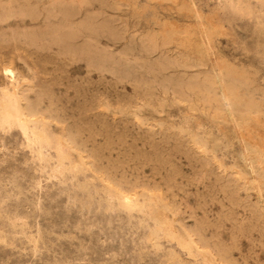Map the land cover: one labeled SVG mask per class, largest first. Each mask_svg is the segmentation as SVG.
<instances>
[{
  "label": "rangeland",
  "instance_id": "rangeland-1",
  "mask_svg": "<svg viewBox=\"0 0 264 264\" xmlns=\"http://www.w3.org/2000/svg\"><path fill=\"white\" fill-rule=\"evenodd\" d=\"M78 1L0 0V88L11 69L53 130L73 141L72 161H85L63 187L39 174L15 133L0 134V206L25 224L0 219V237L11 242L0 241V264H170L169 244L155 251L137 218L108 212L79 190L83 183L100 194L106 185L147 192L221 264H264V199L234 169L247 171L243 141L264 149V18L234 14L224 0H88L74 8ZM188 3L219 28L211 34L216 59L205 67L187 59L192 51L173 32L194 28L182 9ZM213 70L237 84L241 106L256 105L245 123L212 118L202 96Z\"/></svg>",
  "mask_w": 264,
  "mask_h": 264
},
{
  "label": "bare ground",
  "instance_id": "bare-ground-1",
  "mask_svg": "<svg viewBox=\"0 0 264 264\" xmlns=\"http://www.w3.org/2000/svg\"><path fill=\"white\" fill-rule=\"evenodd\" d=\"M88 5V0H79L73 6L74 8H77L81 6L87 7ZM224 7L229 9L234 14L252 15L256 12L259 14V16L257 17L258 23L263 24L264 0H224ZM182 9H185L188 12L192 13L196 23L194 24V28L188 26L183 31H179L177 28H174L173 32L178 33L180 36H182L183 40L181 43L184 46H188V48L192 51L193 58L187 56V59H194L197 61V65L196 63L194 65L205 67L208 65V62L210 60L216 59H213L212 57L211 34L219 28L218 26L205 22L202 14L198 10H196L193 5L189 3L184 4L182 6ZM75 31H78V29H76ZM82 46L84 47V44ZM186 67L190 66L188 65ZM4 72L5 74H3L5 75V78H9L10 83L0 88V134L9 135L11 133H15L20 139V145H22V147L29 152V155H31V161H33L34 164L36 163L38 165L35 166L39 167V174H43L49 181H57L58 184L63 187L72 184L73 181L85 171V161H72V152H75V148L72 147L73 141L68 136L59 135L54 131L55 129L53 130L49 119L42 116L40 111L38 110L37 105L29 101V98L25 94L26 90L21 88V82L16 78L14 72L8 68H4ZM231 80H226L222 72H216L213 70L212 74L207 76L205 79V83L207 85L204 87V90L206 94L202 96V98L209 108L214 109V111L212 112V118L215 121H217L218 123H225L229 121L238 126L241 123H245L247 121L248 114L251 113L250 109L255 107L256 105L250 102L245 106H241L239 99L233 92L237 84L232 83L233 80ZM217 90L219 92H217ZM178 101L183 103L186 102V100L181 99H179ZM190 107L195 108L196 105L192 103L190 104ZM240 107H244L246 110L240 113L241 111H238ZM258 112L259 111H256V113ZM183 130L188 131V129L186 128H184ZM244 138L246 139L245 135ZM3 142L5 143V141ZM198 144L203 151H209L206 143ZM254 144L243 141L244 151L243 154L241 153V158L244 166L247 167V171H245L244 169L242 171L238 166L234 167V169L239 177H241V179H243L248 186L256 189L260 197V202H262L264 199L262 196L264 193V149L261 148V146H258L259 143H256L258 144H255L256 146ZM21 176L23 178V175ZM41 185L39 183L38 187H40ZM78 188L79 190L87 192L89 198H97L101 202L105 203L106 210L108 212H123L130 218H137L139 226L147 231L146 242L150 243L155 251L162 250L163 243L169 244L170 249L168 251L167 257L168 261H170V264H221L220 260L216 258L213 251L209 250L206 247V243L203 238L201 236L195 238L194 233H191L187 229H185L183 225L174 218V215L171 214L170 210L166 206H162L160 201L155 196L147 192L142 193L139 196L132 195L126 192L117 191L109 185H106L103 188V192L101 194L97 191L92 192V185L89 183L80 184L78 185ZM38 195L40 196V194ZM46 200H48L47 197ZM38 201H40V199ZM66 201H68V199ZM260 210L262 216L264 217V205ZM3 218L8 219L10 221V225L15 229L20 225H25L24 223L19 222L18 218H11L7 216L5 211L0 206V219ZM110 225L112 226L111 223ZM89 227L90 226H88V228ZM0 241L4 243L9 242L7 240V237L3 235L0 237ZM31 242L34 244L36 250L39 238H32ZM10 243L11 242H9V244ZM182 256H185L186 258L184 259L182 258Z\"/></svg>",
  "mask_w": 264,
  "mask_h": 264
}]
</instances>
